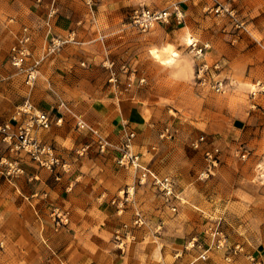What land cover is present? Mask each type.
<instances>
[{
  "label": "crops",
  "instance_id": "crops-1",
  "mask_svg": "<svg viewBox=\"0 0 264 264\" xmlns=\"http://www.w3.org/2000/svg\"><path fill=\"white\" fill-rule=\"evenodd\" d=\"M217 5L236 21L229 23ZM138 6L171 14L139 32L129 17ZM23 26L31 33V55L20 70L8 53ZM251 30L264 34V0H0V117L25 120L18 111L25 99L48 112L50 126H34L32 134L66 163L48 169L0 140V155L23 168L13 178L0 171V264H264V224L255 226L253 215L225 216L226 242L202 259L206 206L176 200L174 211L155 185L138 180L147 168L172 173L177 187L190 182L187 153L197 141L188 120L173 121L170 135L163 134L154 96L170 91L160 84V72L176 59L162 64L149 49L171 46L186 73L204 64L205 74L216 75L256 51ZM186 34L207 43L199 58L185 44ZM51 37L70 40L28 77ZM129 132L137 168L117 161ZM97 135L109 142L104 151ZM196 237L201 245L191 246Z\"/></svg>",
  "mask_w": 264,
  "mask_h": 264
},
{
  "label": "rangeland",
  "instance_id": "rangeland-1",
  "mask_svg": "<svg viewBox=\"0 0 264 264\" xmlns=\"http://www.w3.org/2000/svg\"><path fill=\"white\" fill-rule=\"evenodd\" d=\"M227 17L229 23L236 21L234 14ZM251 33L259 41L256 51L236 58L216 75L204 73L201 80L193 70L186 73L181 69L179 61L184 58L175 51L178 56L168 72H160L164 76L160 84L170 91L154 96L165 125L177 120L195 123L196 145L187 153L192 178L176 189L183 204L206 206L201 209L207 216L203 231L207 244L210 227L217 220L227 237L223 224L229 214L239 217L249 213L255 226L264 224V34ZM188 35L185 44L191 40L186 39ZM152 49L149 53L154 57ZM157 50L165 56L163 48ZM207 59L212 61L209 55ZM254 62L258 63L255 68L251 67ZM166 174L174 178L172 173H159Z\"/></svg>",
  "mask_w": 264,
  "mask_h": 264
},
{
  "label": "built area",
  "instance_id": "built-area-1",
  "mask_svg": "<svg viewBox=\"0 0 264 264\" xmlns=\"http://www.w3.org/2000/svg\"><path fill=\"white\" fill-rule=\"evenodd\" d=\"M224 10L229 15H233L232 11L229 8L224 6L217 5L215 11ZM176 12V11H175ZM171 12L167 8H150L147 6H138L131 10L129 17L130 23L140 31H147L151 29L156 23L166 21ZM70 40L61 39L59 37H51L43 51V53L33 61L32 67L28 68V77H34L32 72L35 70V66L42 60L45 56L54 53L60 49L63 43ZM31 42V33L28 30V27L23 26L21 33L15 38V41L11 44L8 60L12 66L22 70L24 68L25 62L31 55L29 43ZM187 45L194 50V55L199 58L204 49L207 47V43L198 45L193 39L187 42ZM30 69V70H29ZM206 66L204 64L198 66L195 71V78L198 80L203 79ZM219 85V83H218ZM18 111L25 115V120L20 121L19 123L13 124L11 120H2L0 117V140L7 144L8 148L13 150H23L29 157L38 163L41 166H44L48 169H53L56 165H61L66 167V163L62 162L58 156H56L52 148L45 143L38 141L35 136L32 134V128L34 126L49 127L51 124L50 115L44 110H40L34 107L30 100L25 99L18 107ZM83 125V124H81ZM171 125L166 123L163 130V134L170 135ZM134 136L133 132H129L126 140L121 146V153L117 161L122 165H129L133 168L139 166L137 156L132 152L130 147V140ZM203 138L200 137V140ZM96 146L99 151H104L108 146L109 142L106 138L97 135L95 139ZM89 144H86L83 149H86ZM207 156H211L209 152H206ZM0 171L7 177L13 178L17 177L23 173V168L20 165L17 159L8 158L5 155H0ZM138 180L140 183L149 181L151 184L155 185L163 201L168 204L172 210L176 211V205L174 202L180 200L179 192L176 189L175 180L171 175H162L160 176L156 172L144 168L139 170ZM129 192L127 191V194ZM122 199L126 200V197ZM54 217L61 220L62 213L59 209H54L52 211ZM139 218L135 220L138 222ZM220 220L210 227V238L207 246L198 254L199 258H206V252L212 246L218 247L222 246L226 242V237L224 236L222 230L219 228ZM191 246L201 244L196 238H192L190 242ZM5 247L4 238L0 235V254L3 252ZM195 264V263H190Z\"/></svg>",
  "mask_w": 264,
  "mask_h": 264
},
{
  "label": "bare ground",
  "instance_id": "bare-ground-1",
  "mask_svg": "<svg viewBox=\"0 0 264 264\" xmlns=\"http://www.w3.org/2000/svg\"><path fill=\"white\" fill-rule=\"evenodd\" d=\"M186 39H190V37L187 36ZM187 41H188V40H187ZM190 41H191V40H190ZM170 47H171V46H167V45L162 47L163 50L167 52V55H166V53H165L166 56H160V53H159L158 50L155 49V48L152 49V53H153V55H154L155 58L160 59L164 64H170V63H172V62L176 59V57L178 56V54H177L174 50H172ZM152 53H151V54H152ZM174 62H175V61H174Z\"/></svg>",
  "mask_w": 264,
  "mask_h": 264
}]
</instances>
